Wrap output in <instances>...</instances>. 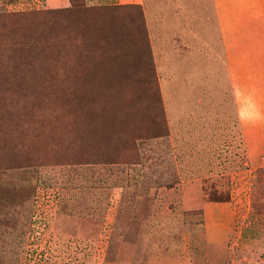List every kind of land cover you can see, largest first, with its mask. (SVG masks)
<instances>
[{
    "label": "rangeland",
    "instance_id": "1",
    "mask_svg": "<svg viewBox=\"0 0 264 264\" xmlns=\"http://www.w3.org/2000/svg\"><path fill=\"white\" fill-rule=\"evenodd\" d=\"M78 3L0 0V264H264V0Z\"/></svg>",
    "mask_w": 264,
    "mask_h": 264
},
{
    "label": "trees",
    "instance_id": "2",
    "mask_svg": "<svg viewBox=\"0 0 264 264\" xmlns=\"http://www.w3.org/2000/svg\"><path fill=\"white\" fill-rule=\"evenodd\" d=\"M128 7L131 8L133 6L132 5H124V6L122 5V6H116L113 8H89V7H84V6L80 5L78 3V0H71V7L70 8L53 10L52 13H55V14L65 13L67 11H72L73 9H76V8L78 10V8H79L81 10V12L83 14H85L84 16L87 19V20H85V22H87L90 19H94L93 16H97V13L102 12L103 10L109 11V10H116V9H121V8H128ZM137 22L139 24V29L142 28L138 33L139 35H141V42L145 45V48H147V50H148L147 35H146L145 29H144V21H143V17H142L141 13H139ZM106 35L110 36V37L115 36L114 34L109 35L107 33H106ZM147 54H148L147 55L148 62H149V64H151L150 52H147Z\"/></svg>",
    "mask_w": 264,
    "mask_h": 264
}]
</instances>
